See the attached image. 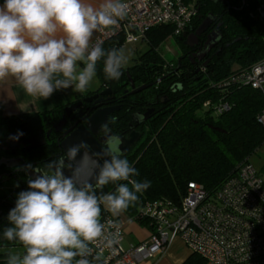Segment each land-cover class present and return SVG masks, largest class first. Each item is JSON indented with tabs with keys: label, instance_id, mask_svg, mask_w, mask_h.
<instances>
[{
	"label": "trees",
	"instance_id": "obj_1",
	"mask_svg": "<svg viewBox=\"0 0 264 264\" xmlns=\"http://www.w3.org/2000/svg\"><path fill=\"white\" fill-rule=\"evenodd\" d=\"M195 8L201 17L214 15L219 22L221 50L206 66L197 70L183 57L181 68L175 70V60L163 59L157 46L169 35L175 37L182 52L185 50L179 35H174L173 28L167 24L146 33L143 40L147 49L130 66H123L119 79L105 78L103 59L97 65L99 85L111 88L115 94H121L130 81H137L139 87L145 86L130 93L138 88L133 87L128 92L127 97L135 102L134 106L156 98L168 99L151 117L145 140L127 158L138 171L134 179L150 184L124 212L148 228L147 219L136 217L144 202L158 198L179 201L188 182L200 183L207 191L214 190L264 139V127L257 122L264 106L261 94L246 85H219L229 74L264 56V0H196ZM122 43V38L117 37L100 45L108 51L120 49ZM219 100L228 104L227 110L218 113L212 106L204 105ZM63 106L57 99L49 110L0 116V126L6 130L38 127L45 118L55 120ZM131 110L125 115L126 111L119 109L116 121L125 116L126 124ZM115 187V184L95 186L98 195L113 192ZM8 206L7 214L11 209ZM104 212L101 210V214ZM8 254L0 250V264H7ZM202 263L200 257L191 254L182 264Z\"/></svg>",
	"mask_w": 264,
	"mask_h": 264
},
{
	"label": "clouds",
	"instance_id": "obj_2",
	"mask_svg": "<svg viewBox=\"0 0 264 264\" xmlns=\"http://www.w3.org/2000/svg\"><path fill=\"white\" fill-rule=\"evenodd\" d=\"M127 8L124 0H102L98 6L89 0H3L0 81L15 78L28 95L45 100L60 90L84 92L101 59L105 78L119 79L128 59L125 50L105 51L91 40L95 32L124 20ZM117 139L110 136L111 141ZM105 155L87 179L78 169L66 176L58 161L47 162V171L28 179V190L18 193L7 217L10 226L3 230V237L19 242L23 252L9 253L7 264H90L91 243L101 238L108 246L114 243L105 236L101 206L119 216L150 182L134 179L137 169L118 151ZM93 184L116 187L98 195Z\"/></svg>",
	"mask_w": 264,
	"mask_h": 264
},
{
	"label": "built area",
	"instance_id": "obj_3",
	"mask_svg": "<svg viewBox=\"0 0 264 264\" xmlns=\"http://www.w3.org/2000/svg\"><path fill=\"white\" fill-rule=\"evenodd\" d=\"M127 16L110 28L97 31L92 45L121 37L123 43L141 41L159 25H170L180 35L196 16L197 9L184 0H124ZM159 78L156 82H159ZM240 84L257 90L264 100V56L246 68L229 74L220 86ZM215 112L228 109L226 102H205ZM264 127V106L257 116ZM264 151V139L214 190L188 182L179 201L158 198L144 202L136 217L148 220L147 240L123 246L121 223L107 211L101 214L106 239L90 244V264H141L163 253L180 238L202 264H264V164L257 169L251 156Z\"/></svg>",
	"mask_w": 264,
	"mask_h": 264
},
{
	"label": "flooded vegetation",
	"instance_id": "obj_4",
	"mask_svg": "<svg viewBox=\"0 0 264 264\" xmlns=\"http://www.w3.org/2000/svg\"><path fill=\"white\" fill-rule=\"evenodd\" d=\"M207 16V23L199 34H196L197 27ZM193 21L194 23L189 24L179 35L185 50L182 52L180 49L176 55L175 70L181 68L183 57L189 59L191 64L198 70L202 66H206L212 57L221 50V38L216 36L217 32L219 33V22L216 21V17L214 15L201 17L197 12ZM182 35L184 36L182 37ZM184 41L188 45H185ZM136 82H128L121 94H115L111 88L102 87L99 84L95 89L80 92L64 103L59 116L55 120L49 121L45 118L38 127L31 126L24 129L6 130L1 126L3 132L0 133V250L6 251L8 248L17 247L19 244L17 241L6 240L3 237V230L10 226L7 219V205L12 209L15 206L18 193L28 190L27 181L30 178L28 173L47 171V162L49 161H58L62 169L66 168L65 155L60 147V142L65 135L77 126L85 125L86 118L94 111L104 107H118L107 116L106 121L97 128L96 132H92L95 139L103 138L101 145L107 153L110 150H115L120 153L121 158L127 159L145 140L147 125L151 117L157 107L165 105L168 99L166 97H155L156 101L145 105H132L135 102H130L127 94L133 89L131 83L134 84L135 88L139 87ZM106 90H109L108 93L102 94ZM93 96L95 97L91 100L85 101ZM119 109H124L126 111L125 115H128L129 110L132 109L130 120L125 122L126 124H124L125 116L116 121ZM62 119L63 122L58 126L57 123ZM105 128L109 129L110 132H106ZM130 134L135 137L138 134V137L128 149L124 150L125 144L123 141ZM110 136H115L118 139L111 141ZM30 139L34 140L30 141ZM28 164L32 165L31 169L25 168ZM93 186L96 185L93 184Z\"/></svg>",
	"mask_w": 264,
	"mask_h": 264
},
{
	"label": "crops",
	"instance_id": "obj_5",
	"mask_svg": "<svg viewBox=\"0 0 264 264\" xmlns=\"http://www.w3.org/2000/svg\"><path fill=\"white\" fill-rule=\"evenodd\" d=\"M95 6H98L102 0H89ZM189 7H195L196 0H184ZM94 33L92 40L96 37ZM91 40V41H92ZM145 42L144 40H141ZM83 65H81L82 67ZM79 92L74 89H66L55 92L49 99L45 100L38 96L28 95L18 84L15 78L9 77L0 81V116L13 114H29L41 112L53 108L54 101L60 100L62 103L74 98ZM101 210L107 211L103 205ZM108 212V211H107ZM110 215L111 213L108 212ZM112 216V215H111ZM117 219L124 230L123 244L127 246L136 244L148 239L150 230L147 226L140 225L133 217L123 212L119 216H112ZM191 252L184 242L178 238L176 244H170L166 250L146 259L141 264H182Z\"/></svg>",
	"mask_w": 264,
	"mask_h": 264
},
{
	"label": "water",
	"instance_id": "obj_6",
	"mask_svg": "<svg viewBox=\"0 0 264 264\" xmlns=\"http://www.w3.org/2000/svg\"><path fill=\"white\" fill-rule=\"evenodd\" d=\"M207 21L208 16L204 18L200 25L197 27L195 31L196 34H199L201 29L207 23ZM183 36L184 35H182V37ZM216 36L218 38H221L220 32H217ZM183 43L185 45H188L185 41ZM131 86L134 87L133 83H131ZM144 87L145 86H140L130 91V93L137 92L143 89ZM108 91L109 90H106L102 92V94H106L108 93ZM94 97L95 96L88 98L85 101H89ZM117 108L118 107L115 106L97 109L86 118L85 125L77 126L75 129H73L67 135L64 136V138L60 142V147L65 155L64 162L67 166L63 169V171L66 176L72 175L73 169H78L80 177L82 179H87L95 163L99 162L100 164H102L104 162V159L107 158V156L105 155L107 152L101 145L103 138L95 139L92 136V132H96L97 128L106 121L107 116ZM62 122L63 119L62 121L58 122L57 125H61ZM137 137L138 134H136V137L132 134L128 135L123 141V143L125 144L124 150L128 149L129 146L134 143ZM33 140L34 139H30V141ZM32 146L34 145L32 144ZM74 146H79L78 151L70 154L68 150L70 148H73ZM36 173L39 172L33 171L28 174L30 178H35Z\"/></svg>",
	"mask_w": 264,
	"mask_h": 264
},
{
	"label": "rangeland",
	"instance_id": "obj_7",
	"mask_svg": "<svg viewBox=\"0 0 264 264\" xmlns=\"http://www.w3.org/2000/svg\"><path fill=\"white\" fill-rule=\"evenodd\" d=\"M147 47L148 46H147L146 41L145 42L136 41L132 43H125V42L122 43L121 48L125 50V54L128 58L124 67L130 66L133 63L134 59L139 55V53H142L143 51H145ZM157 50L162 55L164 60L170 62V61L175 60L176 55L179 53L180 46L176 42L175 37L173 35H169L157 46ZM98 84L99 83L95 77V79L90 84L88 89L89 90L95 89L98 86ZM2 132H3V129L0 126V133ZM251 162L255 165L257 169H260L264 164V151H260L257 155L251 156ZM176 240H178V238H176L171 244H176ZM123 246L126 247L125 244H123ZM6 251L8 253L23 252V247L17 246L13 248H8Z\"/></svg>",
	"mask_w": 264,
	"mask_h": 264
}]
</instances>
